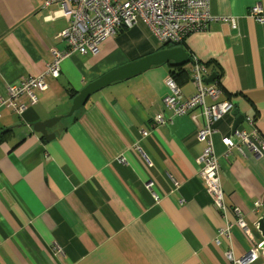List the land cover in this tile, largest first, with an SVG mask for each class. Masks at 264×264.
Here are the masks:
<instances>
[{"label":"crops","instance_id":"crops-1","mask_svg":"<svg viewBox=\"0 0 264 264\" xmlns=\"http://www.w3.org/2000/svg\"><path fill=\"white\" fill-rule=\"evenodd\" d=\"M43 1L0 0V99L9 86L41 74L51 48L67 49L58 37L67 22L47 19L58 6ZM255 5L264 13V0H210L218 19L171 47L143 22L119 29L96 55L63 60L34 105L19 98L27 105L21 114L0 106V264H229V250L238 258L264 241L256 227L264 216V156L221 142L254 130L264 140V23L248 16ZM230 17L235 27L222 21ZM175 47L190 58L181 65L188 73L175 71L183 97L196 92L195 60L204 81L214 76L208 84L221 90L219 101L234 105L212 136L225 213L198 176L201 109L177 117L162 103L176 64L114 81L68 115L76 95L103 75ZM158 114L165 124L155 125ZM53 118L51 140L33 132ZM236 210L249 235L236 226ZM228 225L229 240L219 235Z\"/></svg>","mask_w":264,"mask_h":264},{"label":"built area","instance_id":"built-area-1","mask_svg":"<svg viewBox=\"0 0 264 264\" xmlns=\"http://www.w3.org/2000/svg\"><path fill=\"white\" fill-rule=\"evenodd\" d=\"M51 5H57L58 10L47 19L53 21L56 18H63L67 22L66 28L58 34V37L66 43L67 49L59 51L51 48L49 50L51 60L41 74L26 77L19 84L7 88V98L0 99V106L9 108L17 114H21L27 108V105L19 102L18 99L25 96L28 104L34 105L38 100V94L46 91V81L60 76L61 63L71 53L94 56L99 51V44L105 39L114 37L119 29H132L141 21L160 44L173 45L180 43L191 33L206 30L212 21L218 19L210 14V0L43 1V7ZM248 16L256 23H264V13L258 5L249 10ZM222 21L229 22L232 27H235V19L231 17ZM191 73L196 92L189 97H183L177 82L169 76L165 81L168 94L162 98V103L177 117L201 109L203 125L196 133L197 140L203 144L201 156L197 161L198 176L213 206L225 213L219 176V159L214 152L212 136L216 132L214 124L229 115L234 105L230 100L219 101L221 90L214 84L204 83L205 68L195 60ZM206 99H209L211 104H207ZM246 120L251 124L248 118ZM166 121L162 114L155 117V125L165 124ZM234 137L236 141L227 136L223 137L221 142L227 149L246 147L255 155L264 156V140L255 130L248 133L236 131ZM148 188L151 189L152 184H148ZM235 212L238 217L236 226L249 235L246 223L238 211ZM229 228L228 225L221 229L219 235L229 240ZM76 250L80 253L79 249ZM260 254L264 257L263 242L238 258H235L229 250L226 253V259L229 264H252L257 261Z\"/></svg>","mask_w":264,"mask_h":264},{"label":"water","instance_id":"water-1","mask_svg":"<svg viewBox=\"0 0 264 264\" xmlns=\"http://www.w3.org/2000/svg\"><path fill=\"white\" fill-rule=\"evenodd\" d=\"M169 62H172L176 65H186L190 62V58L186 55L184 49L180 47H175V48L164 49L154 54L144 56L134 63H128L118 69L112 70L106 75L100 77L97 81L86 86L78 93V95H76V97L72 100V106L70 108L68 115L71 116L74 111H76L86 103L89 97H91L93 94H95L102 88L108 86L110 83L114 81L127 79L131 76H135L141 72L146 71L152 66L167 64ZM213 79L214 76H209V78L205 80L204 83L205 84L211 83ZM240 119L241 118H239V120ZM239 120H237L234 123L232 127V133H234L237 130V124ZM57 121L58 119L53 118L45 122L35 123L32 126V130L34 133L39 134L40 137L45 141H49L54 136L52 134H48L47 130L51 129L57 123ZM258 230L260 231L262 237L264 238V216L258 221ZM263 250H264V241H263Z\"/></svg>","mask_w":264,"mask_h":264},{"label":"trees","instance_id":"trees-1","mask_svg":"<svg viewBox=\"0 0 264 264\" xmlns=\"http://www.w3.org/2000/svg\"><path fill=\"white\" fill-rule=\"evenodd\" d=\"M122 29H120V31H121ZM169 45V44H168ZM163 46H159V48H158V50L159 49H161ZM170 47H171V45H170ZM157 50V51H158ZM177 70H179V71H181V73L182 74H186V73H188L187 72V70H185V69H183V67H181V65H177V66H175V68L172 70V71H170V76L175 80L176 79V74H175V71H177ZM176 81V80H175ZM70 96H74V95H70Z\"/></svg>","mask_w":264,"mask_h":264},{"label":"rangeland","instance_id":"rangeland-1","mask_svg":"<svg viewBox=\"0 0 264 264\" xmlns=\"http://www.w3.org/2000/svg\"><path fill=\"white\" fill-rule=\"evenodd\" d=\"M141 21H139V23H140ZM146 27V26H145ZM147 28V27H146ZM158 47L160 46L159 44H156Z\"/></svg>","mask_w":264,"mask_h":264}]
</instances>
